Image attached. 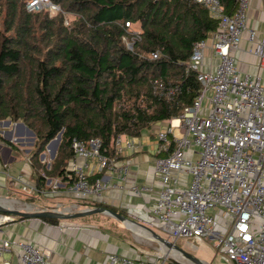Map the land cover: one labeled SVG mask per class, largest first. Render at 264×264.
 Listing matches in <instances>:
<instances>
[{
    "label": "trees",
    "instance_id": "16d2710c",
    "mask_svg": "<svg viewBox=\"0 0 264 264\" xmlns=\"http://www.w3.org/2000/svg\"><path fill=\"white\" fill-rule=\"evenodd\" d=\"M51 1L71 15L67 25L62 12H28L26 0H0V120H22L34 132L30 161L42 184L44 174L71 173L72 139L99 138L112 156L118 135L138 137L192 104L201 86L185 63L219 23L196 0ZM220 4L231 13L235 0ZM125 22L142 30L132 50L122 41ZM155 80L168 95L153 91ZM62 128L47 170L39 155Z\"/></svg>",
    "mask_w": 264,
    "mask_h": 264
},
{
    "label": "built area",
    "instance_id": "2783aa9c",
    "mask_svg": "<svg viewBox=\"0 0 264 264\" xmlns=\"http://www.w3.org/2000/svg\"><path fill=\"white\" fill-rule=\"evenodd\" d=\"M196 1L219 18L218 30L210 45L206 39L197 42L185 63L187 71L197 73L199 93L157 133L161 142L158 151L168 154L155 160L159 188L151 213L159 221L160 231L173 241L179 237L207 238L224 264H264V78L241 71L234 54L246 33L248 51L264 69V32L257 37L255 29L247 26L252 0H235L231 13L224 12L220 0ZM25 7L28 12L47 10L50 16L63 12L51 0H26ZM125 27L122 41L132 50L133 39H139L142 30L131 22H125ZM207 47L216 63L213 69L202 70ZM151 55L158 57L157 52ZM163 89L161 81L153 82L154 92L168 95ZM174 129L184 136H176ZM70 146L74 155L84 159L71 168V192L98 198L108 188H124L128 165L116 166L115 156L105 153L99 138H74ZM126 148H135L132 138L118 135L116 153ZM89 158L114 170L118 180L89 181ZM22 189L26 191L27 186ZM130 189L140 195L152 187L133 184ZM9 245V241H2L0 254ZM16 245L17 264H48L45 253L32 242L18 241ZM108 257L111 264H155L117 254Z\"/></svg>",
    "mask_w": 264,
    "mask_h": 264
},
{
    "label": "crops",
    "instance_id": "0c3cea01",
    "mask_svg": "<svg viewBox=\"0 0 264 264\" xmlns=\"http://www.w3.org/2000/svg\"><path fill=\"white\" fill-rule=\"evenodd\" d=\"M247 15V26L255 29L257 37H260L264 32V0H252ZM211 37L206 39L207 45L211 44ZM249 48L250 43L245 33L239 50L234 53L237 67L241 71L259 74L264 78V69L259 67L257 58L248 51ZM204 61L206 66L202 70L214 68L216 58L211 56L209 47L205 50ZM20 122L24 123L11 117L0 120V206L3 209L0 221L5 219L0 225V244L4 240L10 242L8 249L0 254V264H17L18 241H30L38 246L45 253L48 264H111L108 257L110 254L155 264H197L185 258L180 251L160 244L148 230L126 225L107 211L80 217L56 218V221L49 220L51 217H17L13 214L11 216L14 217H10L5 212L7 209H57L63 213H76L97 207L112 210L149 227L203 264H216L220 253L215 252L209 239L197 241L193 237H179L173 241L166 234L163 235L159 221L151 213L159 188L155 178V160L168 154V151H158L161 142L157 139V133L166 128L170 121L156 123L143 130L138 137L123 135L124 138H132L135 144L134 149L126 148L121 153L112 155L115 156L116 166L124 163L128 165L126 178L122 183L124 188H108L98 198L82 197L69 190L70 179L73 177L71 168L84 162L78 155L69 160L67 168L71 171L70 174L54 177L44 174V183H39L30 161L35 136L27 132ZM176 123L175 120L174 124ZM46 149L50 153V161H46L45 167L49 170L56 154L52 156L51 149ZM46 155V151L42 152L39 160L45 162ZM87 161L89 181L99 178L113 183L118 180L114 170L102 168L92 158ZM133 184L150 186L152 190L135 195L130 189ZM23 185L27 186L26 191L22 189ZM179 241L184 244H178ZM173 252L179 253L182 259L172 256ZM156 253L170 258L166 257L161 261Z\"/></svg>",
    "mask_w": 264,
    "mask_h": 264
},
{
    "label": "water",
    "instance_id": "95a60500",
    "mask_svg": "<svg viewBox=\"0 0 264 264\" xmlns=\"http://www.w3.org/2000/svg\"><path fill=\"white\" fill-rule=\"evenodd\" d=\"M22 127H24L26 129L27 132H29L31 135H33V131L30 130L29 128H27L26 125H24V123L20 122L19 123ZM63 134V128L57 132V134L55 135L54 138H52L48 143L46 148H50L52 151V156H55L58 145L61 141V137ZM43 155V154H42ZM3 209L0 206V212H2ZM108 212L109 214H111L112 216L116 217L117 219L123 221L126 225H134V226H139L142 227L146 230H148L151 234L152 237L155 238V240H157L160 244H163L167 247H171L173 250L175 251H180L181 254H183V256L187 259H189L190 261H192L193 263H197V264H203L199 259H197L196 257L192 256L191 254L185 252L184 250L180 249L179 247L175 246L173 242L171 241H167L165 239H163L160 235H158L156 232H154L153 230H151L149 227L143 225V224H139L136 221H133L123 215H120L112 210H107L105 208H101V207H97L94 209H89L86 208L83 211L80 212H73V213H63L61 211H53V210H37V211H23L20 209H7L5 212L9 213V214H13L17 217H51V218H72V217H80V216H85L87 214H92V213H97V212ZM2 214L0 213V216Z\"/></svg>",
    "mask_w": 264,
    "mask_h": 264
},
{
    "label": "rangeland",
    "instance_id": "374dc122",
    "mask_svg": "<svg viewBox=\"0 0 264 264\" xmlns=\"http://www.w3.org/2000/svg\"><path fill=\"white\" fill-rule=\"evenodd\" d=\"M63 14H64V24L65 25H67L68 23H69V20L72 18L71 17V15H69L68 13H65L64 11L62 12ZM52 16H54V15H52ZM65 19H67L68 20V23L66 24L65 23ZM134 41H136L137 40V38H135V39H133ZM132 40L131 39H129V42H131ZM34 133V132H33ZM174 134L176 135V136H178V137H183L184 135L183 134H181L180 132H179V129H174ZM61 139H62V137H61ZM61 142V141H60ZM60 144V143H59ZM47 146V145H46ZM59 146V145H58ZM122 146H124V143H122ZM58 149V148H57ZM46 151V153H47V155H46V158H45V163H46V161H50V153L49 152H47V149H46V147H45V150H44V152ZM40 156V155H39ZM10 217H14V216H11V215H9ZM163 235H165L164 233H163ZM180 240H183V239H180ZM178 244H184V242L183 241H179L178 242ZM210 245H212V243H211V241H210ZM213 247V246H212ZM156 255L158 256V258L162 261L163 259H165L166 257H169V256H163V255H159V253H156ZM170 258V257H169ZM220 258V259H219ZM170 259H168V261H169ZM222 260H221V256L219 255L218 257H217V260H216V264H223L222 262H221Z\"/></svg>",
    "mask_w": 264,
    "mask_h": 264
},
{
    "label": "bare ground",
    "instance_id": "6f19581e",
    "mask_svg": "<svg viewBox=\"0 0 264 264\" xmlns=\"http://www.w3.org/2000/svg\"><path fill=\"white\" fill-rule=\"evenodd\" d=\"M5 200V199H4ZM9 203V202H8ZM24 207V206H23ZM10 208V207H9ZM0 217H2V215L0 216ZM176 256L177 257V259H179V260H181L182 258H180L181 256H180V254L179 253H177V252H173L172 253V256Z\"/></svg>",
    "mask_w": 264,
    "mask_h": 264
}]
</instances>
